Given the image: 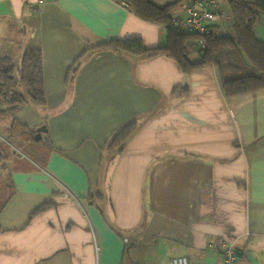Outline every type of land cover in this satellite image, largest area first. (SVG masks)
<instances>
[{"label": "crops", "instance_id": "1", "mask_svg": "<svg viewBox=\"0 0 264 264\" xmlns=\"http://www.w3.org/2000/svg\"><path fill=\"white\" fill-rule=\"evenodd\" d=\"M28 2L0 0V59L18 68L25 48L40 51L45 106L10 112L19 145L30 144L22 129L46 131L4 168L13 194L0 211V264H221L222 239L237 264H264V88L228 97L216 67L185 74L162 53H87L114 39L165 45L163 25L119 0H49L37 13ZM253 33L264 43V16ZM133 121L123 151L106 152Z\"/></svg>", "mask_w": 264, "mask_h": 264}, {"label": "trees", "instance_id": "2", "mask_svg": "<svg viewBox=\"0 0 264 264\" xmlns=\"http://www.w3.org/2000/svg\"><path fill=\"white\" fill-rule=\"evenodd\" d=\"M119 1L139 19L163 26L170 23L176 5L168 3L160 6L152 0ZM228 4L232 19L231 34L219 33L216 28L209 29L202 37L205 48L197 46V36L176 33L174 28L168 26L165 27L166 43L163 47L146 48L139 38L114 39L90 48L87 53L112 49L138 59H147L162 53L173 59L185 74L208 66L216 67L228 97L263 89L264 43L256 39L253 28L260 16H264V0H228ZM87 53L77 58L69 67L67 84L74 78ZM187 92L188 88L183 86L176 87L173 94L183 96ZM27 105L36 109L45 106L41 53L33 48L24 49L18 68L10 58L0 59V112L2 116L9 115L11 118L10 127L6 131L18 130L17 122L10 111ZM136 129L137 124L134 121L123 125L112 135L106 145V152H122L126 141ZM22 130L19 133L21 138L36 144V131ZM10 154L9 147L0 142V211L13 194L11 182L3 174ZM42 209L40 207L36 212Z\"/></svg>", "mask_w": 264, "mask_h": 264}, {"label": "built area", "instance_id": "3", "mask_svg": "<svg viewBox=\"0 0 264 264\" xmlns=\"http://www.w3.org/2000/svg\"><path fill=\"white\" fill-rule=\"evenodd\" d=\"M49 0H29L28 6L33 13L39 11V6ZM168 3H173L184 8L183 17H172L170 23L164 27H172L176 33L195 35L198 37L197 46L205 48L206 44L204 37L211 26L221 25L222 15L219 12L218 0H167ZM125 5V4H124ZM126 6V5H125ZM221 264H237V253L233 245L225 240H221ZM169 264H190L189 260L184 255L173 256L169 259Z\"/></svg>", "mask_w": 264, "mask_h": 264}, {"label": "rangeland", "instance_id": "4", "mask_svg": "<svg viewBox=\"0 0 264 264\" xmlns=\"http://www.w3.org/2000/svg\"><path fill=\"white\" fill-rule=\"evenodd\" d=\"M218 2L220 3L219 12L222 15L221 22L223 21V19H225L226 21V22H223L224 29H225L223 33L226 35H229L232 32V19H231L228 0H218ZM1 109L2 107L0 106V110ZM1 114L2 113L0 112V142L5 143L9 147V150L11 153L9 160L7 161V164H10L12 163V161H15L14 160L15 158L12 155L16 156L20 154L22 157L27 158L26 156L29 153V150L25 146L32 147L34 143H30L29 145L27 143H25V145H19L21 144L22 141H20V143H17L18 138L16 137V135H18V131H15V130L6 131V128L4 127V126H9L11 124L10 116L9 115L2 116ZM19 138L22 139L20 136ZM15 143L18 144L19 147H17L18 145H16ZM3 174L5 175V172H3Z\"/></svg>", "mask_w": 264, "mask_h": 264}, {"label": "water", "instance_id": "5", "mask_svg": "<svg viewBox=\"0 0 264 264\" xmlns=\"http://www.w3.org/2000/svg\"><path fill=\"white\" fill-rule=\"evenodd\" d=\"M35 140H41V134L46 131V128L44 126L38 127L36 130Z\"/></svg>", "mask_w": 264, "mask_h": 264}]
</instances>
